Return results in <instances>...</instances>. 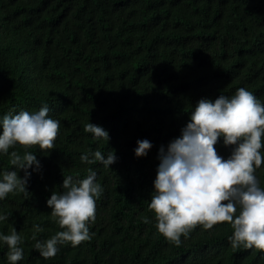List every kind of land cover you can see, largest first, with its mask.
<instances>
[{
  "label": "trees",
  "instance_id": "trees-1",
  "mask_svg": "<svg viewBox=\"0 0 264 264\" xmlns=\"http://www.w3.org/2000/svg\"><path fill=\"white\" fill-rule=\"evenodd\" d=\"M240 87L264 102V0H0V119L47 105L60 122L52 150L27 147L41 165L29 169L27 196L0 201V232L24 237L18 264H264V252L230 246L227 222L197 225L177 247L148 208L160 147L180 136L199 99ZM89 122L109 141L85 133ZM143 139L152 148L137 157ZM214 147L230 154L222 141ZM95 150H114L116 162L81 164ZM88 168L103 188L91 239L44 259L32 226L44 229L37 239L60 230L46 201L63 191L64 175L84 178ZM3 169L13 170L9 156L0 155ZM256 175L264 187V163ZM6 252L0 246V264Z\"/></svg>",
  "mask_w": 264,
  "mask_h": 264
},
{
  "label": "clouds",
  "instance_id": "clouds-1",
  "mask_svg": "<svg viewBox=\"0 0 264 264\" xmlns=\"http://www.w3.org/2000/svg\"><path fill=\"white\" fill-rule=\"evenodd\" d=\"M49 107L38 111L21 110L0 119V155L9 156L13 170H0V201L9 194H28L31 172L41 165L28 146L39 150L54 148L60 122L49 116ZM93 140L109 141V132L92 122L84 125ZM180 136L161 146L160 161L153 180L149 210L154 213L155 228L169 243L177 247L189 237L197 225L212 229L227 222L232 231L228 237L233 249H253L264 252V187L256 171L264 163V102L244 87L228 96L214 100L199 99ZM230 149L225 158L214 147L219 142ZM17 143L25 146L23 155L9 152ZM152 148L149 140L137 141L134 154L146 156ZM117 160L114 150L105 155L100 150L80 155L81 164L100 163L108 169ZM23 170L24 176L19 172ZM97 172L87 169L84 178L64 175L63 191L52 192L47 199L51 220L59 229L49 238L37 239L44 229L33 224L31 239L34 250L44 259L54 257L61 246H79L91 239L90 224L95 221L96 201L103 194L96 180ZM8 214L0 212V222ZM145 223L149 220L143 218ZM24 237L13 227L8 234L0 232V246H6V264H18L24 259Z\"/></svg>",
  "mask_w": 264,
  "mask_h": 264
}]
</instances>
